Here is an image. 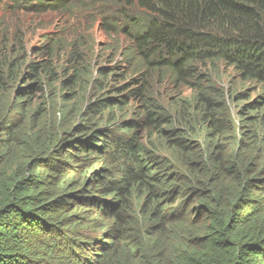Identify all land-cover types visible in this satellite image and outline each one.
Here are the masks:
<instances>
[{"label":"trees","instance_id":"obj_1","mask_svg":"<svg viewBox=\"0 0 264 264\" xmlns=\"http://www.w3.org/2000/svg\"><path fill=\"white\" fill-rule=\"evenodd\" d=\"M84 1L127 44L121 74L93 76L80 31L32 60L0 33V264H264V0ZM220 65L256 96L202 72ZM164 81L190 94L165 108ZM47 85L79 107L49 119Z\"/></svg>","mask_w":264,"mask_h":264},{"label":"rangeland","instance_id":"obj_2","mask_svg":"<svg viewBox=\"0 0 264 264\" xmlns=\"http://www.w3.org/2000/svg\"><path fill=\"white\" fill-rule=\"evenodd\" d=\"M36 3V0H0V33L14 32L18 34L22 32L24 46L29 52V58L31 60L35 58L36 53H39L36 54L39 57L42 55L41 50H38V48L44 45L47 36L50 39L61 37L63 40L69 42L76 39L80 40V32H82L85 33L84 35L89 41V58L91 56L89 68L93 71V76H96V70H99L100 67L104 66L110 67L118 74H121L122 70H125V64H120V62H123V54L126 50L127 44H124L123 40H120V48L117 51H114L113 47L117 42V37L108 36L107 38V35L102 28L104 23L103 18L109 22L112 21V19L108 17L109 14H105L104 12L100 13V15L95 14L94 11L91 10V5L84 0H73L71 3L73 4V7L69 6L67 9L60 11L49 10L39 12L29 8L30 4L32 6ZM104 3L108 4L110 2L105 0L101 3L98 2L96 4L97 12H99L100 5L102 4L101 7H103ZM15 4L19 6L14 8L13 6ZM82 13L84 14L82 15ZM86 13L88 14L87 17L85 15ZM107 44H110V46H106ZM60 55L62 61L58 67L61 70H64L67 68L65 65L66 57L64 52H61ZM202 72L207 75V78H213L220 87L228 92L232 88L233 92L238 89L247 88V93L253 92V96H256L255 87L252 84L241 85L237 82V77L231 68H227L224 65L218 66L217 69L208 66L206 68L204 67ZM118 74L108 81V88L114 86L119 80L120 77ZM121 83L122 81L119 80L118 84ZM35 88L36 86L34 85V89ZM110 93H112V91L108 92V94ZM154 93L161 104L165 108H169L174 100L181 95H189L190 91L176 87V85L169 81H164L162 84L156 85ZM102 94L103 92L99 93L95 89V85L91 82L88 86L87 94L82 100L85 99L87 103L89 101L94 102L98 96ZM32 98L37 100V105H41L48 109L49 114L51 113L49 119L61 118L59 112L57 115L55 114V109H57V111L62 110L63 112H66L72 106L79 107L78 101L73 103L74 100H70L72 99V96L67 95L63 98L61 96L60 88L56 86L53 87L47 85L44 91L33 94ZM131 104H136L137 107V101H131ZM135 110L136 108L133 109L128 106L123 112L127 116H130ZM233 112H236V108L233 109ZM63 118H65L64 114H62L61 119ZM77 119L81 118L77 117L75 119V117H72L73 121H76Z\"/></svg>","mask_w":264,"mask_h":264}]
</instances>
